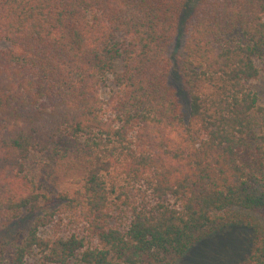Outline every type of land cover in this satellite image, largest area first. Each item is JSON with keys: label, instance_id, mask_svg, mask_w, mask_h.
Masks as SVG:
<instances>
[{"label": "trees", "instance_id": "obj_1", "mask_svg": "<svg viewBox=\"0 0 264 264\" xmlns=\"http://www.w3.org/2000/svg\"><path fill=\"white\" fill-rule=\"evenodd\" d=\"M190 4L0 0V264H178L239 226V264H264V0ZM43 155L82 161L59 213L28 169ZM56 215L82 234L44 235Z\"/></svg>", "mask_w": 264, "mask_h": 264}, {"label": "rangeland", "instance_id": "obj_2", "mask_svg": "<svg viewBox=\"0 0 264 264\" xmlns=\"http://www.w3.org/2000/svg\"><path fill=\"white\" fill-rule=\"evenodd\" d=\"M198 0H191L190 10L196 5ZM190 15L185 17L187 19ZM183 30L178 34L171 46V52L173 53V60L175 69H178L181 63V55L184 49L185 40L187 37V27L185 22L183 24ZM186 28V29H185ZM259 66L258 77L252 79L250 87L258 93V102L264 105V58L258 60ZM179 70V69H178ZM177 70V71H178ZM176 86L180 91V99L184 104L185 111L188 109V96L183 90L182 83L177 80ZM32 168H28L30 172L35 174L39 184L43 188H47L48 193L51 194L50 210L58 212V207L61 203L60 191L61 189H68L74 186L73 178L75 176L83 175L84 171L81 169L82 161L79 159H73L67 157L65 160H59L55 163H51L50 168L49 161L51 157L48 155L32 157ZM33 170V172H32ZM46 190V189H45ZM37 213L30 215L29 217L22 218L18 222H15L12 230L13 236H23L27 228L31 225L36 218ZM55 221L52 222L47 228L43 230L44 235L54 234H69L73 231L80 232L82 234L83 226L76 227L77 223H70L69 217L66 216L64 223H59V216H55ZM252 232L246 227H227L211 233L209 236L197 242L191 247V249L184 255V257L178 262V264H239V262L247 255L250 250L252 242ZM27 264H46L43 262L39 254L30 257L27 260ZM69 264H83L77 257L71 259Z\"/></svg>", "mask_w": 264, "mask_h": 264}]
</instances>
